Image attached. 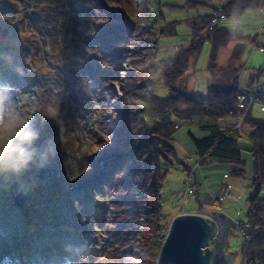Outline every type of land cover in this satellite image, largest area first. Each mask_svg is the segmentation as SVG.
<instances>
[{"label": "rangeland", "instance_id": "374dc122", "mask_svg": "<svg viewBox=\"0 0 264 264\" xmlns=\"http://www.w3.org/2000/svg\"><path fill=\"white\" fill-rule=\"evenodd\" d=\"M64 1L0 0V54H3L0 55V264H7V261L12 264L97 262L100 258L98 236L101 234L92 226L96 212L83 201L82 188L77 182L88 174L84 160H93L102 166L109 162L105 159L114 157L115 131L120 123L118 109L122 87L126 86L127 80L125 75L132 70L136 74L135 85L166 98L168 89L158 77L159 61L169 59L179 47L190 45L192 35L188 27L200 21L199 15L212 13V9L225 0H197L207 6L188 3V0H135L136 16L132 14L131 21L144 14L141 11L146 5L150 8L149 13L151 11L153 27L160 30L173 23L175 28L173 31V27L168 26L165 35L158 37L155 64L148 57L140 69L132 65L130 53L128 58L126 53L120 57L118 67L123 71L118 82L109 83L112 102L99 127V133L106 135L99 141L94 138L99 119L95 102L101 83L98 79L96 83L91 81L88 88L80 86L90 77L87 66L80 65L81 57L82 60L88 56L91 59L94 50L86 42L87 37L81 34L83 21L75 19L72 23H61L63 15L60 11ZM101 3L107 8L104 0ZM37 7L34 11L33 8ZM79 12L76 11L75 15L81 19L85 8L81 7ZM223 26L236 29L249 39L232 42L219 51L214 63L216 78L207 71L210 45L205 43L196 60L189 61L187 73L192 77L185 76L177 85L187 94L204 95L207 87L219 83L228 70H238L239 61L247 62L243 73L245 83L250 84L252 80L255 87L264 86V71L260 72L264 68V53L254 49L251 43L264 27V6L230 18ZM78 36L83 41L79 50L65 52L69 61L78 57L76 65L72 67L74 64L65 61L67 66H53L54 50L69 45V40ZM261 44L264 46V35ZM38 70L42 73L36 76ZM139 95L142 97L133 101V109L139 110L140 117L149 120L145 93ZM263 117L264 113L254 107L252 118ZM181 121L172 142L176 158H170L172 166L167 165L168 173L159 197L163 236L171 220L181 214L217 212L226 215L233 223L245 222L246 199L251 194L250 154L246 151L241 154L243 167L240 175L234 173L238 167L227 163L207 161L199 164L188 132L195 139L205 138L208 134L194 121ZM238 143L243 148L247 146L245 141ZM41 169H46L43 180L36 177ZM22 191H26L23 208L28 210V223L32 227H27V218L12 203V198ZM227 192L231 195L219 203L217 199ZM261 196L264 198V187ZM111 224L108 222L105 226L106 239L113 235ZM147 229L144 227L142 233L147 235ZM240 232L241 229L233 224L228 233L225 252L233 253V264H243ZM146 243L144 241V246L137 249L138 255L132 257L129 264H140L141 249H149ZM156 261L155 258L154 264ZM142 262H146L144 258Z\"/></svg>", "mask_w": 264, "mask_h": 264}, {"label": "trees", "instance_id": "16d2710c", "mask_svg": "<svg viewBox=\"0 0 264 264\" xmlns=\"http://www.w3.org/2000/svg\"><path fill=\"white\" fill-rule=\"evenodd\" d=\"M104 1L107 8L102 7L101 0H65L60 11L63 15L61 23H72L75 19L83 21L81 34L89 38H86V42L94 50L91 59L88 56L86 60H82L81 57L80 65L87 66L90 77L80 86L88 88L91 81L96 83L98 79L101 83L100 92L97 94L99 96L95 102L99 117L94 132L97 141L106 135L99 133V127L101 128L102 118L112 102L109 83L118 82L123 71L122 68L119 71L118 67L120 57L126 53L128 58L130 53L132 57L130 56L129 60L132 65L140 69L143 67L144 59L148 57H151L154 63L158 37L165 35L168 26L173 27V31L175 28L173 23L160 30L153 27L150 20L151 11L149 13L150 8L148 9L146 5L141 11L144 13L143 17L131 21L132 14L136 16L135 0ZM187 2L207 6L203 1ZM263 6L264 0H225L223 4L213 8L212 13L219 11L227 18H234L242 13L261 9ZM81 7H84L86 12L80 19L75 14ZM37 9L38 7L33 8L34 11ZM212 13L199 15L200 21L188 27L192 35L190 45L185 48L179 47L169 59L159 61L158 77L168 89L166 98L150 94L141 85H135L133 81L136 74L132 70L125 75L127 80L126 86L122 87L118 109L120 123L115 131L112 152L114 157L105 159L109 162L102 166L93 160L89 162L84 160L88 174L85 173V177L77 182V185L82 188L83 201L91 211L96 212L93 215L92 226L101 234L98 236L100 258L92 264H129L132 257L134 259L138 255L137 249L144 246V241H147L145 246H149V249H144L145 251L141 249V256H138L140 264H154L155 258L157 259L164 239L159 197L168 173L167 165L172 166L169 163L170 158H176L172 142L178 127L174 119L183 122L194 121L198 128L208 134L205 138L195 139L188 132L195 155L198 159L202 158L199 164L207 161L227 163L238 167L234 173L240 175L243 167L241 154L243 151L250 154L251 194L246 199L245 222H238L237 226L244 234L241 242L243 264H264V198L261 196L264 187V117L254 119L252 115L249 116L248 120L254 125V130L249 134L247 146L244 148L235 140L236 130L220 126L219 119L236 114L237 68H231L223 74L219 83L215 79L217 84L207 87L204 95H189L177 87L185 76L192 77L187 73L189 61L196 60L205 43L210 45L207 71L216 78L214 73L217 66L214 63L219 51L232 42L249 39L243 37L240 31L224 26L207 31ZM198 33L202 34L193 39ZM81 40V36H78L70 39L69 45L54 50L51 64L65 66L66 61L74 64L72 66L74 67L78 57L74 61H69L65 52L73 53L79 50V44L83 42ZM5 47L9 48L7 44ZM129 47L132 48L131 51L127 50ZM0 55L3 56L2 53ZM124 60L125 58L122 63ZM262 71L264 68L260 69V72ZM40 73L42 72L38 70L35 74L38 76ZM144 93L148 102L149 120L140 117L139 110L133 109V101L141 98L139 94ZM131 116L134 118L130 120ZM111 208H114V211ZM104 214L106 215L103 216ZM108 222H112L113 235H108L109 239H106L105 226ZM146 226L147 235L142 233ZM143 258L145 263L142 262Z\"/></svg>", "mask_w": 264, "mask_h": 264}, {"label": "water", "instance_id": "95a60500", "mask_svg": "<svg viewBox=\"0 0 264 264\" xmlns=\"http://www.w3.org/2000/svg\"><path fill=\"white\" fill-rule=\"evenodd\" d=\"M45 175L46 169H41L36 177L43 180ZM25 198L26 191L19 192L13 204L28 223V210L23 208ZM233 224L217 212L177 215L169 224L156 264H233V253L225 252Z\"/></svg>", "mask_w": 264, "mask_h": 264}, {"label": "built area", "instance_id": "2783aa9c", "mask_svg": "<svg viewBox=\"0 0 264 264\" xmlns=\"http://www.w3.org/2000/svg\"><path fill=\"white\" fill-rule=\"evenodd\" d=\"M209 24L207 26V31H210L214 28L223 27V25L230 19L225 15L221 14L219 11L212 13L210 15ZM239 22H236L238 25ZM264 35V27L261 29L259 35L255 36L251 39V43L253 44L254 49H258L260 53H264V46L261 44V38ZM238 71L236 73V104L235 110L236 114L230 115L226 118L219 119V124L221 127H230L231 130H236L237 135L235 140L238 142H247L249 134L254 130V125L249 122L248 118L252 115V110L254 107L259 108L260 112L264 113V86L259 85L255 87L253 82L250 84H246L243 79V73L247 69V62L239 61ZM182 123H176L177 127ZM202 158H199L197 163H200ZM231 194L227 192V194L222 193L220 197L217 199L219 203L223 202L227 196ZM184 199V198H183ZM238 225L239 223L235 222L234 225ZM243 231L240 232V237H243Z\"/></svg>", "mask_w": 264, "mask_h": 264}]
</instances>
